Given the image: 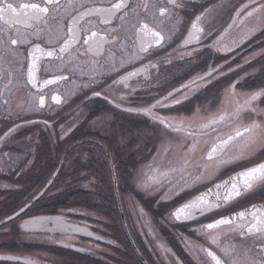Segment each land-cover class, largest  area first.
Wrapping results in <instances>:
<instances>
[{"label":"flooded vegetation","instance_id":"obj_1","mask_svg":"<svg viewBox=\"0 0 264 264\" xmlns=\"http://www.w3.org/2000/svg\"><path fill=\"white\" fill-rule=\"evenodd\" d=\"M10 2L22 3L26 0H10ZM61 2L66 3L67 0H61ZM83 2L86 7H108L116 0H83ZM166 2L167 0H150L153 6L149 9L151 17L149 23L162 32L166 37L165 43L163 47L153 45L149 50L150 54L140 60L120 66L122 59L126 60L129 55L138 52L139 49L135 29L131 27V24L135 22V17L126 18L122 26L117 19H114L111 25H100L99 17H86L81 21L82 26H89L87 21L91 20L93 23L90 27L94 30L115 29L106 35L109 40L113 36L117 37L116 42L105 44L104 51L99 56L85 53L80 45L75 46L79 52H74L72 58L66 54L64 63L53 57L42 56L38 61L39 70L36 74L38 81L53 79L56 76H65L67 79L58 80L54 84L43 87L38 85L36 89L31 88L30 85L25 86L23 71L15 72L14 83L10 90L4 89L6 80H0V195L10 194L9 198H11L10 201H0V210L9 211L12 214L19 210V206L30 202L45 188L56 169L61 165L52 184L30 205L27 214H22L13 222L11 228L15 229L14 232L19 233L20 230L27 237L31 236L28 240H24L22 245L33 247L34 245H45L48 242L54 247L96 257L97 254H104V250L109 248L112 243L106 235L99 233L105 231L104 229L99 230L98 222L101 225H106L107 222L97 216L96 208L92 207L88 210L79 207L82 205H77L76 208L66 207L62 200L55 203L54 198L63 199L71 194L75 196L81 193L88 195L100 193L103 197L106 195H103L104 191L96 188L99 180L106 181L107 177L115 182L114 170L110 165L106 166L101 159H97L92 151L93 146L89 143L90 140L103 138V143L113 153L115 163L125 165L126 172L129 174L132 167H139L154 160L152 155H156L160 149L158 142L152 143L154 138L160 139L159 135L164 134V131L172 132L142 114L115 108L113 104L103 98V95L95 96V92L105 93L108 91H112L114 96L126 94V90L109 89L108 86L113 77L146 65L149 61L156 65L130 81V84L137 85V90L134 96L128 98L123 107L143 108L155 104L158 99L166 96L174 88H180L182 84L204 75L209 69H217L213 76L208 78L210 82L202 83L198 90L189 93L188 99L181 104L154 109L161 116L183 118L185 126L190 125L188 130L197 133L196 136L212 135L209 141L201 142L202 147L199 142L196 143V147L200 145L199 148H201L198 156H202L203 159L201 157L196 160L193 167H198L200 163L202 165L211 163L212 161L207 160V151L216 142L217 137H223L232 132L231 127L224 125L208 129L207 134L199 132V124L216 114L222 105L231 112L233 105L224 99V93L228 86L235 82L236 91L241 94L264 88V55H261L264 53V18L254 16L246 22L248 28L255 29L250 36H242L238 27L228 28L234 15L233 10L245 3L246 0H182V6L173 10L171 18L162 19L157 8ZM206 8L210 11L202 22L204 33L201 35L199 44L183 45L191 21L194 20L196 14L203 12ZM83 11L84 8H69L67 13H63L65 31L71 16ZM259 15L264 17V14ZM50 23L54 24L55 22ZM0 24L3 22L0 21ZM17 27H20L25 35H29L35 30L24 26ZM6 31L8 34L14 35L15 30L6 29ZM3 38L5 51L0 52V56H5L7 60L10 58L6 55L9 45L7 36L5 35ZM33 42L41 43L44 48L52 46L40 40ZM56 46H59L58 42ZM28 47L30 46H21L19 52L27 55ZM193 49L196 51L192 56L186 55ZM110 52H114L115 55L110 57ZM182 54H184L183 58ZM114 63L117 65L115 68H113ZM2 67L7 69L9 65L4 63ZM37 91L45 97V104L40 110H36L32 106L34 104L32 95ZM176 95L179 96L180 93ZM52 96H59L60 104H56L51 99ZM237 98L241 99V97ZM255 104L258 108L264 109V97H261ZM242 113L249 118L248 112ZM255 118L261 119L259 116ZM25 121H34L35 123L25 124L16 133L5 137L4 134L10 127L15 124H24ZM44 121H47V126L43 123ZM247 122L245 121V123ZM62 129L69 130L63 139L60 138ZM182 134L186 135L183 132ZM206 138L208 139V137ZM243 143L244 140L238 138V142L229 151H235ZM189 144H193L192 140ZM147 145H150L147 153L140 159L133 160L135 158L132 156L134 151L139 149L146 152ZM167 145L169 143L164 147ZM169 151L168 148H164L165 154ZM88 155L95 156L91 161L95 160L98 164L97 167L81 160V156L86 158ZM63 156L64 160L60 164ZM248 159L253 161L264 159V149H257L255 154ZM247 166H251L247 160L233 162L215 182L223 180ZM96 169L97 172L94 173ZM170 180L168 182H172V185L168 187L164 196L166 197L165 206H168V203H174L173 201L178 197L181 198L191 192L188 197L182 200L185 202L204 192L212 184L211 182L204 188H194V190L192 184L190 187L184 188L183 191H177L182 179L177 181L173 179L175 182ZM66 181L73 184L67 186ZM93 184L94 187H92ZM121 191L126 195L131 192L135 198H139L147 192L144 189L130 186L129 183L124 184ZM117 192L119 191L115 190L116 195ZM123 199V207L125 206V214L128 217ZM253 204L264 206V191L259 187L252 192L243 194L225 208L215 209L194 220L176 221L174 219L178 225L179 234L175 231L172 237L176 239L177 248L170 245V257L161 255L159 248L154 257L157 264H165L164 262L171 264L172 261L175 264H211L210 258L203 252L200 253L201 257L193 254L187 240L197 241L196 238L201 236L203 241L197 242L202 247L211 248L222 257L223 254L219 248L209 244L208 234L201 231V226L212 222L213 219L220 218L219 214L232 216L236 212L250 209ZM4 216H1L0 219ZM33 217L52 219L46 222V229L29 232L19 227L25 220ZM241 222L237 220L235 224ZM129 223L132 224L131 221ZM135 224L138 223L135 222ZM62 226H70V229L86 228L87 232H91L93 235L89 237L86 232L67 231L62 229ZM225 228L228 226H221L214 230L219 236V240H221L220 234ZM56 232L62 234L56 235ZM50 236H64L71 240L60 238L50 242ZM96 237H100V239H96ZM81 241H84L85 244ZM225 243L222 242V244ZM6 255L12 254L7 253ZM30 258L33 260V257ZM161 258L164 260L163 263L159 260ZM36 260L38 261V259Z\"/></svg>","mask_w":264,"mask_h":264},{"label":"snow or ice","instance_id":"obj_2","mask_svg":"<svg viewBox=\"0 0 264 264\" xmlns=\"http://www.w3.org/2000/svg\"><path fill=\"white\" fill-rule=\"evenodd\" d=\"M152 6L150 0H116V2L111 3L108 7H86L83 0H67L66 3H62L61 0H26V2L22 3L0 0V21L3 22V24H0V52L5 51L3 37L6 35L7 44L9 45L6 55L10 57L6 60L5 56H0V80H6L4 89L10 90L14 83L16 71L24 72L25 86L30 85L33 89H36L38 85L43 87L54 84L58 80L67 79L65 76H56L53 79L38 81L36 75L39 70L38 61L42 56L53 57L64 63L66 62V54L69 58H72L74 52H79V49L75 47L77 45H80L85 53L99 56L104 51L105 44L116 42L117 37L113 36L109 40L106 35L110 31H115L114 28H104L103 31L99 29L94 30L90 27L93 23L91 20L87 21L89 26H82L81 21L86 17H99L100 25H111L112 21L117 19L121 22V26L126 18L130 16L135 17V22L131 24V27L135 29V35L139 41V49L138 52L129 55L126 60L122 59L120 66L142 59L145 55L150 54L149 50L153 45L163 47L166 40L162 32L149 23V19L151 18L149 9ZM181 6L182 0H167L166 4H162L157 8V12L162 19L171 18L173 10ZM69 8H84V11L71 16L67 30L65 31L63 13H67ZM209 11L206 8L203 12L195 15L194 20L190 23V28L187 30V36L183 40V45L186 46L191 43L199 44L201 35L204 33L202 22ZM233 11L232 22L228 25V28L238 27L242 36H250L255 29L248 28L246 22L254 16L264 18L259 15L264 14V0H246L245 3H242ZM53 21L55 22L54 24L50 23ZM41 25L44 27H40ZM17 26L34 28L35 30L31 34L25 35L22 33L21 28ZM6 29H14V35L8 34ZM34 40L44 41L46 44L52 46L44 48L41 46V43H34ZM57 42L59 46H56ZM234 44H236L235 41ZM24 45L30 46L26 49L27 55L19 52V48ZM194 51L196 50L193 49L187 52L186 55L192 56ZM114 55V52H110V57ZM261 55H264V53H261ZM25 62H27L26 66ZM245 62L247 63V61ZM4 63H7L9 68L3 69L2 65ZM115 67L117 65L114 63L113 68ZM154 67L156 65L149 61L146 65L113 77L108 86L109 89L126 90V94L114 96L112 91H108L105 93L95 92L94 95L98 97L103 95V98L117 109L142 114L162 125L165 129H170L176 133L183 132L187 136L195 138L197 133L188 130L190 125L186 127L183 118L161 116L154 109L181 104L184 100L188 99V94L198 90L202 83L210 82L208 78L212 77L217 69L211 68L204 75L198 76L186 84H182L180 88H174L166 96L158 99L155 104L143 108L123 107L128 98L134 96L137 90V85L130 84V81L140 76L142 72H147L148 68ZM177 93H180V95L177 96ZM237 97H241V99ZM261 97H264V88L241 94L236 91V83H231L224 93L225 101L233 105L231 112L222 105L216 114L206 118L199 124V132L201 134H207L208 129L217 125L232 128L231 133L223 137H217L216 142L207 151L206 157L208 161H215L217 166H225L236 161L247 160L251 166L243 167L242 170L214 184L207 191L196 195L177 208L171 213V217L176 221L194 220L197 218V215L203 216L215 209L225 208L243 194L252 192L257 187L264 191V159L255 161L248 159L255 154L257 149H264V109L258 108L255 104ZM51 99L56 104H60L61 102L59 96H52ZM32 101L34 102L32 106L36 110H40L45 104V97L37 91L32 95ZM242 112L249 113L247 123L240 122ZM256 116H259L261 119L257 120ZM30 123L35 122L25 121L24 124H15L4 134L5 137L16 133L19 128ZM43 123L47 126V121ZM68 131L67 129H62L60 138L63 139ZM238 138L244 140V143L240 144L235 151L230 152L229 150L238 142ZM89 143L92 144V151L97 159H101L106 166L110 165L114 170L118 169L113 153L103 143V138L90 140ZM195 150L196 144L194 139L193 144L188 148V154L181 155L179 168L170 169L173 173L177 171L181 173L182 183L179 184L177 191H183L184 188L190 187L193 183L203 178L202 172L187 173V178H184L185 169L190 162L189 155L195 152ZM200 167L206 168V165H200ZM113 175H115V171ZM168 175L169 172H163L161 177H167ZM121 179H124L130 186L141 189L148 187L147 182L141 179V173L134 172L129 173L127 178L123 176L116 177L115 188L117 191H119V181ZM161 199H164V197ZM29 208V204L19 206V211H15L6 220L0 221V236L10 235L7 231L8 223L14 222L22 214L26 215ZM140 215L142 217L146 216L142 210L140 211ZM219 217L218 219H213L210 223L203 224L201 231L207 232L209 244L217 246L223 254L222 257L218 256L211 248L196 246L200 252H203L210 258L211 264H264V206L253 204L250 209L236 212L234 216L219 214ZM50 219L52 218L33 217L25 220L19 227L29 232L46 229V222ZM237 220L242 222L235 224ZM233 225L235 226L233 227ZM221 226H228L229 235L235 233V235L240 237V243L233 244L229 240L228 243L221 244L219 236L214 231L221 228ZM72 230L86 232L89 237L93 235V233L87 232L86 228L76 227ZM149 235H154V233L149 231ZM96 239H100V237H96ZM157 247L160 248L161 255H166L170 251L162 244H158ZM0 261H16L17 264H36L35 261L27 258L21 261L19 257L8 255L0 256Z\"/></svg>","mask_w":264,"mask_h":264},{"label":"rangeland","instance_id":"obj_3","mask_svg":"<svg viewBox=\"0 0 264 264\" xmlns=\"http://www.w3.org/2000/svg\"><path fill=\"white\" fill-rule=\"evenodd\" d=\"M248 120L249 118L245 117L243 113L240 115L241 123H245V121H248ZM159 136H161L160 139L154 138L152 140V143L154 142L156 144V142H158V144L160 145L159 152L156 155H152L154 160H152L151 162L142 164L139 167L131 166L133 168V171L135 170V172L141 173V179L144 182H147L148 184V187L144 189L145 191H147L146 194L143 195L144 198H142L143 196L139 198H135V196L132 195L131 192H128V191H127L128 195H126L125 193L123 194V192L121 191V188L124 184L126 185V182L124 179H121L119 181L120 187H119V192H118V194H120L121 201L124 197L123 199L124 204L126 205V209L128 211V217L126 216L127 214H125L126 216L125 219H126L127 226L129 227V231L133 235L134 237L133 239L135 240V243L137 247L139 248V250L142 252L144 258H146L151 264H157V260L154 257L158 253V249H159L157 247L158 244H162L166 249H169V250H170L169 248L170 245H173L175 248H177L176 239H174L172 235L174 234L175 231L178 233V227H177L178 225H176L174 218L171 217V213L175 207L177 206L179 207L183 203L182 200H184L186 197H188L191 194V192L187 193L183 195V197L181 198L178 197V199L174 200L173 201L174 203H171V204L168 203V206L164 205V203L166 204L165 202L166 197L164 196L166 195V191L168 187L172 185V182H168L169 179H171L170 181H172L173 179L176 181L178 179H181V173L179 171L173 173L170 171V169L179 168L180 166L179 162H180L181 155L188 154V148L189 146L192 145V144H189L190 140L194 142V139H195V144L199 142V144L201 145V142H204V141L207 142L212 138V135L195 136V138H193L191 136H187L182 133H176V132H170V131L168 132L164 131V134H161ZM206 137H208V139ZM167 143H169V145L164 147ZM200 145L196 147L195 152L189 155L190 162H189L188 167L185 169L184 178H187V173H201V172L203 173L202 180L193 183V187H192L193 190L194 188L195 189L204 188L210 185L211 182H212L211 186H213L216 183H219L222 180H219L216 182L215 180H217L223 173H225L226 172L225 170L230 166V164L225 165V166H217L216 162L212 161L211 163L206 165L207 168L204 170L202 167H200V165H202L200 162H197V163H200L198 167H193V163H195L196 160H199L202 157V156L201 157L198 156L199 152L201 151V148H199ZM163 147L168 148V151L169 150L171 151L165 154ZM149 148H150V145H147L146 150H145L146 152L136 149L134 151L135 156L132 155L133 157H135L133 160L135 159L138 160L141 157H143L147 153ZM93 157L95 156L88 155L86 158L84 156H81V160H83V162L85 163H92L97 167L98 166L97 162L95 160L91 161ZM160 158H161V161L159 160ZM115 171L117 173V176H123L125 178H127L128 176L125 165L118 164V169H116ZM96 172H97V169L94 173ZM163 172H169V175L167 177L162 178L161 174ZM105 180L106 181L99 180L96 188L98 190L102 189L104 191L103 195L104 194L106 195H104L103 197H101L100 193L91 194L88 196L84 195L82 198L84 203H78V202L74 203L76 206L81 204L82 206H79V207H83L88 210L89 208H92L93 204L94 206L99 203L101 204L100 208L96 209V212H97L96 214L98 217L106 221L107 224L101 225L98 222L99 230L104 229L105 231L103 233L102 232H99V233L106 235L112 243L109 245V248L104 250V254L102 255L97 254L96 257L98 259L100 258L104 261H108L111 264H144L142 261V258L137 253L134 245L132 244L126 232V229L123 223L124 221L123 215L120 211V205L118 202V194L116 195L115 193V190H116L115 182L112 181L110 178L108 179L107 177ZM72 184H73L72 182L66 181L67 186L72 185ZM94 186L95 185L93 184L92 187ZM9 195L10 194L0 195V201L1 200L7 201L11 199L9 198ZM69 196H74V194L73 195L71 194ZM162 197H164V199H161ZM76 206H71V207L76 208ZM116 209H117V212L115 211ZM141 210L143 211V213L146 214V216L142 217L140 215ZM124 212H125V206H124ZM10 214L11 213L9 211L0 210V218L1 216L5 215L4 218L2 219H5ZM130 221L132 222V224L129 223ZM135 222H137L138 224H135ZM12 225H13V222H9L7 225V231L10 233V235L0 236V255H6L7 253H9L12 255L22 256V257L30 256L35 259H38L40 262H43L45 264L46 263L48 264H85L87 263L86 262L87 260L83 259L82 255L66 253V250L62 248L52 247V249L48 250L49 249L48 246H50L48 242L45 245H34L33 247H27L25 245H22L21 243L24 240H28V238H30L31 236L27 237L24 233L20 232V230L18 231L19 233L14 232L15 229L11 228ZM149 231L153 232L154 235H149ZM57 234H62V233L56 232V235ZM220 235L222 236L220 240L221 244L222 242L228 243L229 240H231L233 244L240 243L239 237L235 235V233H231L229 235V227L225 228ZM60 238H63L64 240H71V239H66V237L64 236H55V237L50 236V240H51L50 242H53V240L56 241ZM196 240L198 242H202L203 237L199 236L196 238ZM187 241L190 243L189 248L193 252V254L201 257L202 256L200 254L201 252L196 247V246H201V244L195 240L190 241V239H188ZM81 242L85 244L84 241H81ZM159 251L161 252L160 249ZM169 252L166 254L168 257H170ZM159 256H160V253H159ZM159 260L161 263L164 262L162 258ZM164 263L166 264V262ZM172 263L175 264L174 261H172L171 264Z\"/></svg>","mask_w":264,"mask_h":264},{"label":"trees","instance_id":"obj_4","mask_svg":"<svg viewBox=\"0 0 264 264\" xmlns=\"http://www.w3.org/2000/svg\"><path fill=\"white\" fill-rule=\"evenodd\" d=\"M84 195H87V193H81V194H77L75 196H66L64 197L63 199H58V198H54V202L56 203L58 200H62V202H64V204L66 205V207H71V206H76L74 203L75 202H78V203H84L83 202V196ZM81 205V204H79ZM98 205V206H97ZM97 206V207H95ZM94 206V204L92 205L93 208H100L101 204H96ZM117 212V209L115 210ZM66 253H70V254H75V255H82L83 259H86L87 263L85 264H111L110 262L108 261H104L102 259H98L97 257H90L88 255H85V254H81V253H78V252H74L73 250H66ZM0 264H17V262H10V261H7V262H3V261H0Z\"/></svg>","mask_w":264,"mask_h":264},{"label":"water","instance_id":"obj_5","mask_svg":"<svg viewBox=\"0 0 264 264\" xmlns=\"http://www.w3.org/2000/svg\"><path fill=\"white\" fill-rule=\"evenodd\" d=\"M63 160H64V156L62 157V160H61V163L60 164H62V162H63ZM61 166V165H60ZM60 166L56 169V171L54 172V174L52 175V177H51V179L49 180V182L47 183V185L45 186V188L37 195V196H35L30 202H28L27 204H29V205H31L35 200H37L43 193H44V191L52 184V182H53V180L55 179V177L57 176V174H58V172H59V169H60ZM114 170V169H113ZM115 171V170H114ZM114 180L116 181V173H115V175H114ZM227 179V178H226ZM212 187V186H211ZM207 191V190H206ZM117 194H118V192H117ZM211 198V197H210ZM191 200V199H190ZM118 202H119V205H120V211H121V213H122V215H123V220H124V224H125V227H126V231H127V233H128V235H129V237H130V239H131V241H132V243H133V245H134V247H135V249H136V251H137V253L139 254V256L142 258V260H143V262L145 263V264H150L145 258H144V256H143V254H142V252L139 250V248L137 247V245H136V243H135V240L133 239V236L131 235V233H130V231H129V228H128V226H127V223H126V220H125V216H124V212H123V207H122V204H121V200H120V197H119V194H118ZM182 206V205H181ZM180 207V206H179ZM178 207V208H179ZM17 211H19V210H17ZM11 215H13V214H11ZM11 215H9V216H11ZM8 216V217H9ZM197 216H200V215H197ZM7 219V217L5 218V219H3V220H0V221H4V220H6ZM62 229H64V230H67V231H72V229H70V226H62ZM217 254V253H216ZM218 255V254H217ZM218 256H220V255H218ZM20 258V260L21 261H23L25 258L24 257H19ZM27 259H29V258H27ZM29 260H32V259H29ZM32 261H35V260H32ZM36 262V261H35ZM36 263H38V262H36Z\"/></svg>","mask_w":264,"mask_h":264}]
</instances>
